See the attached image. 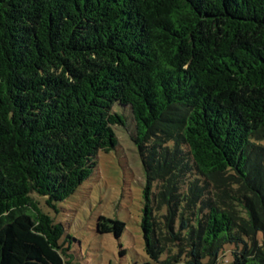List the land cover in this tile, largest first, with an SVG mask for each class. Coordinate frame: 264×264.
I'll list each match as a JSON object with an SVG mask.
<instances>
[{
  "label": "trees",
  "instance_id": "16d2710c",
  "mask_svg": "<svg viewBox=\"0 0 264 264\" xmlns=\"http://www.w3.org/2000/svg\"><path fill=\"white\" fill-rule=\"evenodd\" d=\"M117 129L145 264H264V0H0V264H71L53 215Z\"/></svg>",
  "mask_w": 264,
  "mask_h": 264
},
{
  "label": "rangeland",
  "instance_id": "374dc122",
  "mask_svg": "<svg viewBox=\"0 0 264 264\" xmlns=\"http://www.w3.org/2000/svg\"><path fill=\"white\" fill-rule=\"evenodd\" d=\"M120 130H116L117 148L97 155L96 167L91 176L72 196L57 205L59 212L53 215L56 222L63 224L65 233L71 238L70 248H67L68 243L63 244V248H67L66 254L71 256V264L148 262L141 230L144 173L135 145L128 133ZM34 197L42 203L43 212H52L44 207L43 197ZM99 216L124 223L119 239L113 234L95 231ZM232 250V246L225 247L217 264H229Z\"/></svg>",
  "mask_w": 264,
  "mask_h": 264
}]
</instances>
